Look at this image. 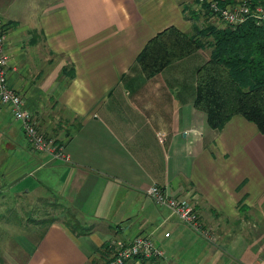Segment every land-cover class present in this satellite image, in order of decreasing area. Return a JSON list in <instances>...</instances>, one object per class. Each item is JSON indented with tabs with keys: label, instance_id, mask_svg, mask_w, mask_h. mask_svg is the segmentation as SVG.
I'll use <instances>...</instances> for the list:
<instances>
[{
	"label": "crops",
	"instance_id": "1",
	"mask_svg": "<svg viewBox=\"0 0 264 264\" xmlns=\"http://www.w3.org/2000/svg\"><path fill=\"white\" fill-rule=\"evenodd\" d=\"M203 7L0 0L6 80L62 150L34 147L0 103V197L50 196L62 207L41 229L7 233L0 222V264H104L116 243L140 234L163 255L124 264H264V133L237 113L212 128L194 106L205 49L150 77L136 61L166 26L192 33L208 17ZM152 183L192 200L210 236L148 197ZM65 211L86 230L72 231Z\"/></svg>",
	"mask_w": 264,
	"mask_h": 264
},
{
	"label": "trees",
	"instance_id": "2",
	"mask_svg": "<svg viewBox=\"0 0 264 264\" xmlns=\"http://www.w3.org/2000/svg\"><path fill=\"white\" fill-rule=\"evenodd\" d=\"M226 2L233 0H222ZM204 11L216 17L206 5ZM204 46H209L210 51L195 71L194 106L205 114L212 128L220 129L237 113L264 133V26L252 18L233 26L207 23L195 26L192 33L168 25L145 42L136 61L144 75L150 77L168 63ZM66 222L74 232L86 230L74 221Z\"/></svg>",
	"mask_w": 264,
	"mask_h": 264
},
{
	"label": "built area",
	"instance_id": "3",
	"mask_svg": "<svg viewBox=\"0 0 264 264\" xmlns=\"http://www.w3.org/2000/svg\"><path fill=\"white\" fill-rule=\"evenodd\" d=\"M221 22L230 25L239 24L247 18H254L255 23L264 26V2L251 3L249 0H233L222 3V0H197ZM8 56L4 49V35L0 33V103L7 104L14 119L21 122L24 133L34 147L48 151L54 156H62L59 145H55L50 138L45 137L38 129L32 112L24 106L19 92L10 87L5 80V66ZM156 204L167 206L180 220L204 237H209L208 229L200 220L194 202L187 198L170 195L165 188L152 183L144 190ZM115 251L107 264H122L130 257L162 256L163 250L147 235H136L132 239L116 243Z\"/></svg>",
	"mask_w": 264,
	"mask_h": 264
},
{
	"label": "rangeland",
	"instance_id": "4",
	"mask_svg": "<svg viewBox=\"0 0 264 264\" xmlns=\"http://www.w3.org/2000/svg\"><path fill=\"white\" fill-rule=\"evenodd\" d=\"M203 9H204V7H203ZM198 23L196 24V26H199V27H203L207 23L223 24L219 19H217L216 17H213V16H211V17L208 16V17L204 18L203 21H199ZM2 25H3V21L0 17V33L1 34H3L2 29L4 27V26L2 27ZM203 49H205V52H207V54H209V51H210L209 46H204ZM7 67H8V62L6 63V66H5V80H6ZM6 82H7V80H6ZM22 129L24 132L23 127H22ZM40 132L45 137L50 138L55 145H58V143L56 142V140L54 138L45 135L42 131H40ZM15 196L16 195L3 196L4 198L0 197V204H1L0 222L1 223L4 222L3 223L4 229L7 231V233H10V231L11 232H14V231L18 232V231L25 230V229H26V232H28L29 229H27V228L33 227L34 223H37V222L41 224L39 226L40 228H38V229H41V227H43L44 224H46V221L53 219L54 212L60 213V210L62 209L61 205L58 202H56L55 200H52L50 198V196H45V197L40 198L38 200V203H28V201H26L24 199L19 200L18 198H15ZM2 204H4V205H2ZM6 204L10 208H5ZM11 206H14V208H12ZM69 213H70L69 211L68 212L65 211L64 218L67 221H72V218H70L68 216ZM5 223H7V225ZM6 226H7V229H6ZM7 236H9V235H7ZM159 256H156V257H159ZM111 257L112 256L108 257L107 262L109 261V259ZM145 257H147V256H145ZM151 257H154V256H151ZM151 261H152V259H151ZM107 262H105L104 264H107ZM124 262L122 264H124ZM149 262H147V263H149Z\"/></svg>",
	"mask_w": 264,
	"mask_h": 264
}]
</instances>
